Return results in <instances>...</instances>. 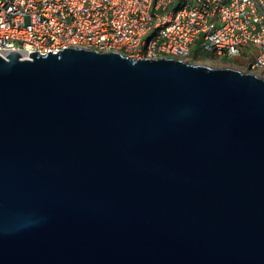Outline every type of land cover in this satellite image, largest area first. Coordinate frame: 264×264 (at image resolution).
<instances>
[{"label":"water","instance_id":"1","mask_svg":"<svg viewBox=\"0 0 264 264\" xmlns=\"http://www.w3.org/2000/svg\"><path fill=\"white\" fill-rule=\"evenodd\" d=\"M0 264H264V78L0 55Z\"/></svg>","mask_w":264,"mask_h":264},{"label":"built area","instance_id":"2","mask_svg":"<svg viewBox=\"0 0 264 264\" xmlns=\"http://www.w3.org/2000/svg\"><path fill=\"white\" fill-rule=\"evenodd\" d=\"M67 47L185 62L194 52L229 56L259 75L264 0H0V55Z\"/></svg>","mask_w":264,"mask_h":264},{"label":"rangeland","instance_id":"3","mask_svg":"<svg viewBox=\"0 0 264 264\" xmlns=\"http://www.w3.org/2000/svg\"><path fill=\"white\" fill-rule=\"evenodd\" d=\"M193 51H195V48H193ZM194 54L195 55H193L192 60L188 63L201 64V65H205V66H209V67H213V68H232L235 70L245 72V70L239 66L238 60L236 61L229 56H226L224 59V58H219V57H212L211 58L210 55L205 56L202 53L198 54V53L194 52ZM258 76L264 78V72L260 73Z\"/></svg>","mask_w":264,"mask_h":264},{"label":"trees","instance_id":"4","mask_svg":"<svg viewBox=\"0 0 264 264\" xmlns=\"http://www.w3.org/2000/svg\"><path fill=\"white\" fill-rule=\"evenodd\" d=\"M200 54V53H199Z\"/></svg>","mask_w":264,"mask_h":264}]
</instances>
